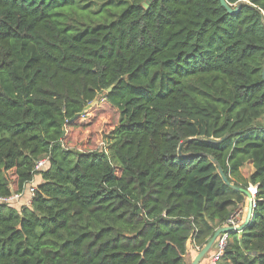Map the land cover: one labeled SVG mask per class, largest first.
I'll use <instances>...</instances> for the list:
<instances>
[{
    "label": "trees",
    "instance_id": "1",
    "mask_svg": "<svg viewBox=\"0 0 264 264\" xmlns=\"http://www.w3.org/2000/svg\"><path fill=\"white\" fill-rule=\"evenodd\" d=\"M225 1L0 0V197L38 178L0 202V264H188L247 205L218 165L257 185L222 263L264 264V0Z\"/></svg>",
    "mask_w": 264,
    "mask_h": 264
},
{
    "label": "rangeland",
    "instance_id": "2",
    "mask_svg": "<svg viewBox=\"0 0 264 264\" xmlns=\"http://www.w3.org/2000/svg\"><path fill=\"white\" fill-rule=\"evenodd\" d=\"M83 1V4H87L91 6L94 10L99 6V4L103 1L108 0H81ZM112 1H118V0H112ZM100 96H97V98L83 111L80 116L77 117V122L84 124L89 123L92 127V143L95 147H105V141L103 140V134L107 133L114 124H116L118 120V112L111 106H109L105 101L99 99ZM259 124H264V116H262L258 122ZM79 147V144H77ZM47 167V163L40 169H45ZM249 170L247 168H244L245 173H247ZM38 181V178L34 180L35 183H28L25 186V190L23 192V195L19 198V200L14 201L13 205L16 209H20L21 206L27 205L30 200V187L36 185ZM241 213L240 215V223L243 220L247 205L246 203L240 207ZM191 260H188V264H190Z\"/></svg>",
    "mask_w": 264,
    "mask_h": 264
},
{
    "label": "water",
    "instance_id": "3",
    "mask_svg": "<svg viewBox=\"0 0 264 264\" xmlns=\"http://www.w3.org/2000/svg\"><path fill=\"white\" fill-rule=\"evenodd\" d=\"M221 5L227 10V12L229 14H235L238 9L240 4H236L234 5H230L228 4L225 0H219ZM144 7L148 6V1L143 3ZM108 90H110V87L108 88ZM179 151V155H182L180 152V147L178 149ZM213 160V158H211ZM214 161V160H213ZM217 164V162H215ZM218 165V164H217ZM218 170L219 173L222 177V179L224 180V182L229 185L232 189L241 192L245 197H246V201H247V209H246V213H245V217L243 222L240 225H237L235 227L232 226H221L218 227L212 234V236L208 239V241L198 250V252L195 254V256L193 257V259L191 260L190 264H200L201 261L204 259V257L209 253V251L211 250V248L213 247L216 239L218 238V236L220 234H229L230 232H240L244 229V227L249 223V221L251 220L252 217V212H253V202H252V197L249 194V192L246 190V188H243L241 186H237L233 183H230L227 178L225 177V175L223 174V171L221 169V167L218 165ZM249 178V177H248ZM250 179V178H249Z\"/></svg>",
    "mask_w": 264,
    "mask_h": 264
},
{
    "label": "built area",
    "instance_id": "4",
    "mask_svg": "<svg viewBox=\"0 0 264 264\" xmlns=\"http://www.w3.org/2000/svg\"><path fill=\"white\" fill-rule=\"evenodd\" d=\"M46 163H47L46 162V159L40 160L37 163V166H36L37 169L42 168ZM34 187H35V185L33 184V186L30 187V189H29L30 196H32V194H33ZM246 190L251 195L253 205H255V202H256L255 197L257 195V185H255V184H249L248 187H246ZM23 192L22 193H19V194L12 195V196H10L8 198H1L0 197V202H3L4 201V202H10V203L12 202L13 203L14 201L19 200V198L23 195ZM240 213H241V211L238 210L237 213H235L234 215H232L227 220V222H226V224L224 226H232V227H235L237 225H240V218H239ZM227 238H228V234L223 233V234H220L218 236V238L216 239V241L214 243V250H213V252L210 255V264H223L222 263V256H223V252H224V248H225V245H226Z\"/></svg>",
    "mask_w": 264,
    "mask_h": 264
},
{
    "label": "crops",
    "instance_id": "5",
    "mask_svg": "<svg viewBox=\"0 0 264 264\" xmlns=\"http://www.w3.org/2000/svg\"><path fill=\"white\" fill-rule=\"evenodd\" d=\"M248 167H249V170H248L247 173H245L244 168L242 169V173H243L245 176H247V177H248V175L250 174V172L252 171V164H251L250 161L247 162V163L245 164V168L248 169ZM31 183H35V182L32 181ZM240 217L242 218L241 215L239 216V218H240ZM212 248L214 249V245H213ZM192 253H193V252L190 253L191 256H192ZM211 253H212V252H211ZM211 253H209V255L204 259L203 263H201V264H210V255H211ZM194 256H195V255H194ZM192 259H193V258H191V260H192Z\"/></svg>",
    "mask_w": 264,
    "mask_h": 264
}]
</instances>
